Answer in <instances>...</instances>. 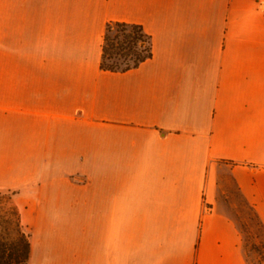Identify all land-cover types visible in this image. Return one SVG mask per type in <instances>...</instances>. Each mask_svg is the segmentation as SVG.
<instances>
[{
	"label": "crops",
	"instance_id": "0c3cea01",
	"mask_svg": "<svg viewBox=\"0 0 264 264\" xmlns=\"http://www.w3.org/2000/svg\"><path fill=\"white\" fill-rule=\"evenodd\" d=\"M262 6L0 0V189L28 264H250L233 197L264 228ZM109 22L152 57L102 70Z\"/></svg>",
	"mask_w": 264,
	"mask_h": 264
},
{
	"label": "trees",
	"instance_id": "16d2710c",
	"mask_svg": "<svg viewBox=\"0 0 264 264\" xmlns=\"http://www.w3.org/2000/svg\"><path fill=\"white\" fill-rule=\"evenodd\" d=\"M152 54L151 36L141 25L107 23L102 43V70L128 71L137 68ZM30 254L31 242L19 210L12 203H0V264H28Z\"/></svg>",
	"mask_w": 264,
	"mask_h": 264
},
{
	"label": "rangeland",
	"instance_id": "374dc122",
	"mask_svg": "<svg viewBox=\"0 0 264 264\" xmlns=\"http://www.w3.org/2000/svg\"><path fill=\"white\" fill-rule=\"evenodd\" d=\"M15 192L0 189V203H13ZM238 197H233L235 212L239 220V227L242 233L243 243L249 253L250 264H264V232L253 214V210L245 203L239 204ZM237 205V207H236ZM25 229V227H24ZM26 231V230H25ZM28 234V233H27ZM29 235V234H28Z\"/></svg>",
	"mask_w": 264,
	"mask_h": 264
},
{
	"label": "built area",
	"instance_id": "2783aa9c",
	"mask_svg": "<svg viewBox=\"0 0 264 264\" xmlns=\"http://www.w3.org/2000/svg\"><path fill=\"white\" fill-rule=\"evenodd\" d=\"M262 11H263V13H264V6H262Z\"/></svg>",
	"mask_w": 264,
	"mask_h": 264
}]
</instances>
